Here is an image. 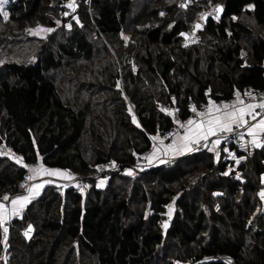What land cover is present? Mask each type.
<instances>
[{"label": "trees", "instance_id": "trees-1", "mask_svg": "<svg viewBox=\"0 0 264 264\" xmlns=\"http://www.w3.org/2000/svg\"><path fill=\"white\" fill-rule=\"evenodd\" d=\"M188 2L181 8L182 0H137L136 13L134 0H76L80 24L38 39L33 62L0 65L3 150L25 164L68 170L81 184L109 176L104 187L93 183L84 194L46 185L22 218L6 222L0 264H264V200L258 195L264 147L234 150L245 158L239 165L220 146L219 160L206 147L137 167L154 145L151 137L174 125L161 108H177L184 121L191 105L209 98L264 90V0ZM65 3L10 0L5 23L55 27ZM215 4L223 6L219 19L209 16L194 30L199 12ZM194 32L198 42L184 48L180 33ZM5 151L0 197H13L28 169ZM113 161L115 171L97 170ZM136 168L134 178L120 173ZM121 180H132L130 193ZM175 196L163 233V214ZM28 224L33 230L26 238Z\"/></svg>", "mask_w": 264, "mask_h": 264}, {"label": "snow or ice", "instance_id": "snow-or-ice-1", "mask_svg": "<svg viewBox=\"0 0 264 264\" xmlns=\"http://www.w3.org/2000/svg\"><path fill=\"white\" fill-rule=\"evenodd\" d=\"M10 0H0V16H2L4 21L9 19V13L5 10V6L9 4ZM187 3H181L179 7L186 8ZM62 7L67 8L70 11H64L62 15L64 17H68L71 13H75L77 10L76 0H66V3L62 5ZM248 9H252L253 5H248ZM223 11L222 5H217L213 12H205L200 14V20H207L209 16H212L215 19H219V14ZM161 16L164 15V12L160 13ZM236 19V17H233ZM72 20H75L77 24H80V20L78 16L73 15ZM55 24L60 26L61 21L56 20ZM82 26V25H81ZM69 30L72 28L71 23H67L65 25ZM172 25H169L171 28ZM202 25L200 23H196L194 25V30H200ZM28 31L33 35H39L41 33H51L55 31L54 28H47L37 25L36 29H28ZM181 36L188 40L189 34L180 33ZM125 41L128 40V37H123ZM187 46V44H185ZM242 67H247L245 63ZM135 70V68H133ZM119 82L117 83V87L119 88ZM210 91V90H209ZM244 95L251 97L255 100V96L251 92H246ZM173 103H175V98H173ZM259 109L260 111H257ZM162 112H167L169 116H173L172 111H168L167 109L161 108ZM132 109L129 108V112L131 113ZM178 111V110H176ZM190 111L195 114L197 118H190L186 122H180L178 119L175 120L176 123L179 124L181 128L184 129L183 135L177 134L176 138L173 140L171 144L164 145L163 141H160L161 147L153 146V152L145 157V159L151 164L153 161L158 160L160 163H166L163 159V156H167L169 153L172 155H179L183 152H190L195 150L196 146L200 145L201 142H204V147L208 148V151L215 153L217 160L220 157V149L218 146L222 145L228 134H236L238 141H242L240 144L241 148L246 150L248 145H251L254 148H262L264 147V98H262L259 102L250 103L245 102L241 93L237 91L235 93V100L229 104L227 102H222L217 104L213 100L209 98L207 108L203 111H198L195 105L190 106ZM259 117V118H258ZM133 123H136V117L133 115L132 117ZM139 126V125H137ZM237 129H244V131L238 132ZM215 137L214 139H210ZM248 137V139H245ZM151 139L156 141L158 139L157 136H152ZM211 144V147H208V144ZM225 153H228L229 157L235 160L237 165L240 164L241 160L245 159L244 157L237 158L233 152H231L228 148L222 149ZM158 153H162V155H158ZM3 153H0L2 155ZM15 160V162L22 167L28 169L30 173L26 179L28 181H35L39 177H56L63 180H73L75 179L72 174L68 170H59V169H50L44 166L43 163H40L38 166H29L24 163L23 157H16L14 154L11 157ZM112 166H115V162H111ZM99 167V166H98ZM128 175H133V171L131 169L126 170ZM232 170L226 171L223 173L225 176L229 175ZM237 179H240L239 174L237 173ZM52 180H44L43 182L31 183L29 185H21L22 188H25L26 194L17 195L14 198L9 197V195H4L0 200L2 201H10L11 208H8L4 202H0V229L3 231V240L0 241L4 244L5 249H7V241H8V227L5 226L6 222L10 217H20L22 218V212L25 206L31 202L36 196L40 194V190L45 186V184L53 183ZM261 183H264V176L261 177ZM104 181L101 180L100 183L97 184V187H102ZM80 188L81 193L84 192L85 186L77 185ZM64 187H67L65 184ZM213 195H220V193H213ZM261 200H264V189H262L258 193ZM175 202V198L173 200V204ZM173 204L167 205L168 208V216L171 219ZM164 229H167L168 222L165 221L162 225ZM33 230V226L31 224L27 225V229L23 232V235L27 238L29 237L30 232ZM6 260V257H4ZM179 264V262H177Z\"/></svg>", "mask_w": 264, "mask_h": 264}, {"label": "rangeland", "instance_id": "rangeland-1", "mask_svg": "<svg viewBox=\"0 0 264 264\" xmlns=\"http://www.w3.org/2000/svg\"><path fill=\"white\" fill-rule=\"evenodd\" d=\"M181 1V0H180ZM182 1H184V3H187L188 1H191V0H182ZM8 5V4H7ZM7 5L5 6V10L7 9ZM218 4H215V7L217 6ZM133 6H134V9H133V11H135L136 13L138 12V8H139V5H138V3H137V0H134V3H133ZM212 7H214V6H212ZM212 7H210L209 9H206V10H201L200 12H199V15L200 14H202V13H205V12H209V11H211V8ZM7 11V10H6ZM65 11H70V10H68L67 8L65 9ZM210 13V12H209ZM73 15H75L74 13H71L68 17H64L62 14H59V16H58V18L56 19V20H60L61 19V17L63 16L64 17V21H61V24H60V26H55V27H49V26H47V25H44V24H42V23H40V22H38V24H36V25H34V26H29V25H26L25 27H21V28H19V27H17V25H16V23H10V22H7V23H5L6 21H4L3 20V18H2V16H1V18H2V22H0V65H2V64H4V63H6V62H8V61H17V62H21V63H25V64H28V63H30V62H33L34 61V59H35V57H36V51H37V41H38V39H46V37L50 34V33H41V34H39V35H33V34H31L29 31H28V29H36L37 28V25H39V26H42V27H47V28H54L55 29V31L56 30H59V29H61V28H63V27H65V25L67 24V23H71L72 21H75V20H72V16ZM76 16V15H75ZM200 18V17H199ZM76 22V21H75ZM199 23L202 25V20H200L199 21ZM6 28L8 29V32H7V30H6ZM65 29H68V28H66L65 27ZM255 32H262L263 31V29H260V28H256V29H253ZM54 32V31H53ZM193 32V31H192ZM52 33V32H51ZM190 35H192V33L190 34ZM7 37V39L5 40V38ZM126 37H128V36H126ZM195 45V44H194ZM193 46V45H192ZM185 48V47H184ZM188 48V47H187ZM235 100V99H234ZM233 100V101H234ZM232 101V102H233ZM218 104V103H217ZM162 139V138H161ZM163 140V139H162ZM0 151H5V150H3V149H0ZM6 153L5 154H8V156L10 157V159H12L11 157H12V155L14 154V153H12V152H9V151H5ZM231 152H233L234 154H236V151H234V150H232L231 149ZM224 154H225V152H224ZM15 155V154H14ZM226 159L228 158L229 160H231L232 158H230L229 157V155H228V153H226ZM16 156V155H15ZM17 157V156H16ZM238 158V157H237ZM14 160V159H13ZM170 160V159H169ZM15 161V160H14ZM166 161V160H165ZM170 163H172L171 161H169ZM160 163V162H159ZM159 163H157V164H159ZM156 164V163H155ZM154 164V165H155ZM156 164V165H157ZM33 166H38V164H34ZM46 167V166H45ZM138 168H143V167H139V166H137ZM51 169H56V168H51ZM145 169V168H144ZM60 170V169H59ZM128 170V169H127ZM136 170H138L137 168L136 169H132V171H133V175H129L130 177H132V178H134V177H136V176H138V171H136ZM120 173H124V174H127V171L125 170V171H122V172H120ZM127 176H128V174H127ZM47 176H45V177H43V179L44 178H46ZM74 177V176H73ZM108 177L109 176H106V175H98L95 179H91V184L89 183V181H87V182H84V181H86V180H82L84 183V185H86L87 187L89 186V185H92L93 183L94 184H98V183H100V181L101 180H103L104 181V184H103V186L102 187H104L105 185H106V183H107V181H108ZM75 178V177H74ZM42 179V182L44 181ZM37 180H41V179H39V178H37ZM45 180H52V181H54L53 183H49L50 185H54V187H56V189L58 190V191H60L61 193H62V191L66 188V187H64V185L66 184L67 185V182L66 181H64L63 179H60V178H56V177H51V178H49V179H45ZM90 180V179H89ZM132 180H130L129 181V183L128 182H126V181H124V180H121L120 182H122V183H124V184H126V183H128V184H126V187H125V191L127 192V193H130V190H131V188L129 187V184H130V182H131ZM29 182V184H31V181H28ZM120 182H118V183H120ZM83 184H81V183H79V181L77 180V177L75 178V179H73V182H72V185H70V186H72V187H77V185H80V186H84ZM48 185V184H47ZM45 186H46V184H45ZM44 186V187H45ZM67 187H68V185H67ZM42 190H43V188L40 190V193L42 192ZM262 190V189H261ZM260 190V191H261ZM259 191V192H260ZM79 192L81 193V191L79 190ZM86 192V189H84V192L82 193V194H84ZM258 192V193H259ZM178 194H179V192H178ZM178 196V195H177ZM177 196H175L174 198L176 199V197ZM12 198H14V197H12ZM174 198H172L171 199V202L169 203V204H173V200H174ZM2 202H4L5 204H7V206H8V204L10 203V201H7V202H5V201H2ZM168 204V205H169ZM148 206H149V204H147V208H148ZM175 209H176V206H175V203L173 204V211H172V216H171V218L173 217V215H174V211H175ZM164 217H163V221H162V223H161V226L163 225V223L165 222V221H167L168 222V224H169V222H170V220L171 219H169V216H168V208H167V206H166V208H165V212H164ZM165 230L166 229H164L163 227H162V232L163 233H165Z\"/></svg>", "mask_w": 264, "mask_h": 264}, {"label": "built area", "instance_id": "built-area-1", "mask_svg": "<svg viewBox=\"0 0 264 264\" xmlns=\"http://www.w3.org/2000/svg\"><path fill=\"white\" fill-rule=\"evenodd\" d=\"M188 3L191 4V1H189ZM213 9H214V8H213ZM213 9H211V11H209V12H210V13L213 12ZM204 21H206V20H202V23H203ZM189 37H190V38H189L188 40H185V39H184L183 42H182V46L185 47V48L190 47V46H192V45H194V44H196V43L198 42V33L194 32V33H192V35H190ZM185 44H187V46H185ZM239 56H240V57H243V56H244V52H243L242 49L239 50ZM246 92H248V91H245L244 93H246ZM249 92H250V91H249ZM244 93L242 94V99H243L245 102L256 103V102H259V101L264 97V90H263V91H259V92H255V93L251 92V93L255 96V98H256L255 100H253L251 97H249V96H247V95H244ZM234 99H235V96L232 97L231 99H227V100L217 99L215 102L218 103V104H220V103H222V102H227V103L231 104L232 101H233ZM207 105H208V103H201V104L199 105V107H197L198 111H203V110H205V109L207 108ZM164 109H167L168 111H172V112H173V116H171V117H172L173 120H174V125L172 126V128H171L169 131L159 133L158 135H159L162 139L171 142V137H172V134H173L174 132H183V128H181V127L179 126V124L175 122V120L178 119L180 122H184V121L181 120V119L179 118V116H178V111H176L177 108L167 106V107H164ZM257 111H260V110L257 109ZM166 113H167V112H166ZM262 115H264V113H262ZM191 117H196V116H195L194 113H192ZM258 118H259V117H258ZM236 131H237V133H238V132H241L242 129H241V130H240V129H237ZM245 139H248V137H245ZM154 143H155V142H154ZM241 143H243V142H242V141H238L236 134H228L227 139H226L224 142H222V145H221V146H223L224 148H225V147L227 148L228 145H232L233 150H239V149H241V150H245L244 148H241V147H240V144H241ZM154 145H155V144H154ZM218 147H219V149H220V146H218ZM0 148L3 149V148H5V147H4L3 144H0ZM205 148H206V147H204V142H201L200 145L196 146L195 151H201V150H203V149H205ZM220 150H221V149H220ZM149 151H150V150H147V151H144V152L141 153V156H140L139 162L137 163V166H139V167H143V168L148 167V163H147L145 157L148 155ZM27 165H29V166H33L34 164L29 163V164H27ZM98 166H99V167H98ZM98 166H97V170H98L99 172H111V171H115L116 168H117V165L112 166V164H99ZM26 177H27V174H26L25 178H23V179L19 182V188H18V191L14 194L15 196L26 194V190H25V188H22V187H21V185H27V179H26ZM76 188H77V191L79 192L80 188H79L78 186H77ZM3 196H4V195H3ZM3 196H1L0 198H2ZM15 196H13V197H15ZM9 197H10V199L12 198V196H9ZM0 201L2 202V200H0Z\"/></svg>", "mask_w": 264, "mask_h": 264}, {"label": "crops", "instance_id": "crops-1", "mask_svg": "<svg viewBox=\"0 0 264 264\" xmlns=\"http://www.w3.org/2000/svg\"><path fill=\"white\" fill-rule=\"evenodd\" d=\"M242 94L243 93H241V97H242ZM264 98V97H263ZM190 118H197L198 119V117H188V118H186V120H184V122H186L188 119H190ZM241 130V129H240ZM242 131H244V129H242ZM183 132H184V129H183ZM183 132H174L173 134H172V137H171V142H169V141H167V140H162L161 139V137L159 136V135H157V137H158V139L156 140V141H154L155 143V146L156 147H161V145H160V141L162 140L163 141V144L164 145H168V144H171L172 142H173V140L176 138V135L177 134H180V135H183ZM215 137H212V138H210V139H214ZM211 145V144H210ZM154 146V145H153ZM193 151H195V150H193ZM193 151H190V152H183V153H181V154H179V155H172L171 153H169L167 156H163V159L164 160H169V159H174V158H177V157H180V156H182V155H185V154H188V153H191V152H193ZM153 152V147L151 148V150L149 151V153H148V155L149 154H151ZM147 155V156H148ZM158 155H162V153H158ZM147 161V160H146ZM147 163H148V167H152V166H154V164L156 163H159V161L158 160H156V161H153L151 164H149V162L147 161ZM155 164V165H156ZM39 165V164H38ZM47 168H49V167H47ZM51 169V168H50ZM61 170V169H60ZM63 171V170H62ZM30 173L28 172L27 173V176L29 175ZM73 176V175H72ZM49 178H51V177H46V178H44L43 179V177H39V179H41L40 181L39 180H35V181H31V183H37V182H42V179L43 180H45V179H49ZM64 181H66L67 182V185L68 186H70V185H72V182H73V180H64ZM27 185H29V182H28V180H27ZM47 185V184H46ZM44 188V187H43ZM1 202V201H0ZM6 206H7V204H6ZM8 208H11V204L9 203L8 204V206H7ZM11 218H13V217H10L9 219H11ZM8 219V220H9Z\"/></svg>", "mask_w": 264, "mask_h": 264}]
</instances>
